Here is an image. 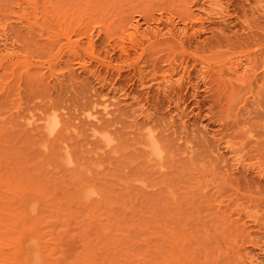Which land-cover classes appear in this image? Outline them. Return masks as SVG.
I'll return each instance as SVG.
<instances>
[{"label":"rangeland","instance_id":"374dc122","mask_svg":"<svg viewBox=\"0 0 264 264\" xmlns=\"http://www.w3.org/2000/svg\"><path fill=\"white\" fill-rule=\"evenodd\" d=\"M33 1L0 0V33L6 29L7 35L5 38L0 34V48H13L14 52L11 60L4 59L3 66L0 64V169L38 174L55 196L62 189L58 192L62 195L57 197L63 200L61 205L67 201L66 193H70L71 200L68 198L70 201L59 207L63 211L73 208L72 212L67 211V215L57 206L62 214L57 213L60 217H56L55 224L50 218H55L52 214L58 212L57 208L53 213L44 210L52 213L47 217L52 224L44 221L48 229L69 226L65 232L54 230L61 235L64 252L72 255L71 251L80 249L81 241L88 237L82 229L92 220L88 212L97 209L92 205L93 199L88 201L91 211L83 202L76 205L80 199L77 195L79 200H74V189L80 184L76 181L82 180L107 192L103 196L106 212L101 200L98 203L103 210L99 209L104 213L99 209L96 212L105 217L103 220H107L103 214L110 212L107 231L111 229L109 225H114L116 232L122 233L120 239L112 228L116 238L111 234V239L99 238L100 243L97 233L92 232L96 249L105 247L108 253L114 250L113 257L99 250L108 258L124 253L125 245L134 255H141L142 251L150 264H247L246 254L264 264V0H187L192 14L183 12V18L177 14L182 0H165L169 7L171 3L173 8L179 7L175 8L177 13L172 8L167 10L162 0L156 1L166 10L158 8L155 0H101L99 4L98 0H78L77 6L64 0L68 4L60 11L54 10L48 0H36V8ZM147 3L157 8H152L153 13L145 20L135 12L134 4L149 7ZM129 6L134 7L132 13L123 10ZM125 12L139 16L142 28H147L148 21L152 29L160 24L156 27L163 33L167 31L165 22L169 16L177 26L174 30L179 31L187 23L185 35H177L182 36L185 50L180 42L172 48L161 44L147 47V41L139 46L133 37H120L121 17L129 15ZM160 14L162 22H157ZM88 29L93 35L92 46L85 43L84 30L88 33ZM69 36L83 42L78 50L67 44ZM168 36L174 35L164 33L158 37ZM181 61L183 65L179 64ZM107 98L113 101V113L108 115L101 111ZM149 135L159 138L164 157L154 160L146 156L144 143ZM228 145L234 146L235 151L231 152ZM73 177L79 178L73 183ZM110 199L117 204L111 202L112 205ZM111 205L121 217H117L118 221L114 212L111 215L112 208L108 210ZM134 205L139 209L137 213L145 216L154 207L152 213L162 223L155 215L154 221L144 216V223L139 216V223L136 222ZM77 206L81 211L78 214L88 219L84 222L87 224L78 220L82 218L79 215H73L76 220L71 216ZM82 206L87 207V215ZM127 207L135 209L129 211ZM127 210L129 214L134 212L133 219ZM123 214H127L124 219ZM65 215L72 222L64 223L68 220ZM162 224L166 226L163 228ZM142 227L144 231L140 230ZM88 228L86 231L92 235ZM93 229L96 231V227ZM146 232L149 237L156 235L154 240L161 237L163 242L162 237L168 238L166 232L173 236V247L168 239L167 245L160 241L166 245L162 247L168 249L170 258H156L154 248L146 249L151 247V238L146 241L148 247L142 242ZM62 233L71 237L63 239ZM125 237L137 242L127 240V244ZM106 239L123 252L110 244L112 250H108ZM127 249L124 256L120 255L125 258L122 261L127 260ZM96 252L92 254L100 260L102 254ZM130 257L132 260L133 255ZM121 258L120 262H111L120 264ZM101 259L102 264L106 262ZM135 259L128 261L134 264Z\"/></svg>","mask_w":264,"mask_h":264},{"label":"bare ground","instance_id":"6f19581e","mask_svg":"<svg viewBox=\"0 0 264 264\" xmlns=\"http://www.w3.org/2000/svg\"><path fill=\"white\" fill-rule=\"evenodd\" d=\"M49 2H50V4H51V6H52V8L54 9V10H57V11H60L62 8L64 9L65 8V6L68 4V3H66L65 1H67V0H48ZM71 1V5H73V6H77V2L76 1H78V0H73L74 2H72V0H70ZM84 3H85V1H90L91 3H92V1L93 0H82ZM81 1V2H82ZM95 1V0H94ZM103 1V0H102ZM109 1V0H108ZM111 2H113L112 0H110ZM156 1V0H155ZM158 2H159V0H157ZM154 2V3H157V5H159L158 4V2ZM161 1V0H160ZM79 2H80V0H79ZM78 2V4H80ZM82 2V3H83ZM96 2H97V0H96ZM99 2L101 3V0L99 1L98 0V4H99ZM116 2V1H115ZM161 2H164V5H166L167 6V8H166V6H164V5H162L161 4ZM160 2V7L158 6V8H166L167 10H169L170 11V8H172V10L174 9L175 11H176V13H177V9L179 8V7H175L174 6V8L172 7V3H171V5H170V7L167 5V4H165V0H162ZM33 7H37V1L35 0V1H33ZM88 3V2H87ZM102 3H104V2H102ZM109 3V2H108ZM107 3V4H108ZM94 4V3H93ZM96 5H98L97 3H95ZM105 4H106V2H105ZM106 4V5H107ZM211 5H212V3H210ZM135 5V12H136V10L138 11V15L139 16H142L143 18H146L145 20H147L148 19V15H151V13L150 12H152L153 13V9L154 8H157V5H156V7L154 6V8H153V6H152V8H151V6H149V4L147 3V5L149 6V7H146V4L144 5V6H140V8L139 7H136L138 4H134ZM133 5V6H134ZM179 6H181L180 8H181V11H180V8L178 9V13L177 14H180V16L182 15H184L185 16V14H183V12H185V13H187V14H192L191 12V10H190V7H191V5L187 2V0H182V1H180L179 2V4H178ZM100 6H103L102 4L100 5ZM132 6V7H133ZM213 6V5H212ZM130 7V6H129ZM128 7V8H129ZM132 7H130L129 9H131V11L128 9V8H125V9H123V10H126L127 9V11L128 12H131L132 13V9L134 8H132ZM183 7V8H182ZM138 8V9H137ZM144 8V9H143ZM162 8V9H163ZM175 8H177V9H175ZM215 8V7H214ZM151 9H152V11H151ZM165 9V10H166ZM186 11H185V10ZM134 10V9H133ZM160 10V9H159ZM171 10V11H172ZM210 10H212V9H210ZM164 11V10H163ZM134 12V11H133ZM159 13H161V11L159 12ZM125 14H129V13H127V12H125ZM125 14H123V16L125 15ZM155 15V14H154ZM153 15V16H154ZM161 15V14H160ZM159 15V16H160ZM122 16V15H121ZM126 16V15H125ZM128 16H130V17H128ZM139 16H134L133 14H129V15H127V19H128V21H125L126 20V18L125 17H123V19H125L124 21H122L123 19H122V17H121V21H120V28H121V30H120V37H124V36H130L131 38L133 37V39L135 38V39H137L138 40V45L139 46H141L143 43H145L146 41L149 43H147V47L150 45V46H154L155 44H161V46L163 47V46H165V48H169L170 46H172V45H174L175 43H178L179 44V42H180V45H182V43H183V41H182V36H177V35H179V34H183V36L185 35V32H186V28L185 27H187V23H185L184 24V26L182 27V28H180L179 29V31L178 30H174L175 28L174 27H177L176 26V24H174V20H173V18L171 17V16H169V18H168V20H166V22H165V27L167 28V31L166 32H164L165 34L166 33H168V34H170L171 33V35H174V36H168V37H158L159 35H163L164 33L163 32H161V29L160 28H158V27H156V26H159V25H157L156 24V26L154 27V29H152L153 27L151 26V23L148 21V23H146L147 24V28L145 29V28H142L141 27V24L140 23H142V21H141V18H139ZM181 16V18H183ZM155 17H158V16H155ZM186 17H189V16H187L186 15ZM186 17L184 18V19H186ZM130 18V19H129ZM143 18H142V20H143ZM151 19V18H150ZM161 19H163L162 18V15L160 16V17H158V21L157 22H162V20ZM160 20V21H159ZM123 22V23H122ZM156 22V21H155ZM164 24V23H163ZM162 24V25H163ZM81 25V24H80ZM155 25V24H154ZM119 26H118V28H119ZM79 28H80V26H79ZM6 30V29H5ZM5 30H3L0 34H4V36H5V38H7V35H6V33H5ZM81 30V29H80ZM87 30V29H86ZM86 30H84V34H85V37H86V39H85V43L87 44V45H89V46H92L93 45V43H94V40H93V35H92V31H90L89 32V29H88V33H87V31ZM86 31V32H85ZM177 31H178V34H177ZM83 31H81V33H82ZM3 36V37H4ZM158 37V38H155V37ZM4 38V39H5ZM152 38V39H151ZM250 38V37H249ZM240 39V38H239ZM243 39V38H242ZM245 39H247L246 37H245ZM251 39H253V38H251ZM250 39V40H251ZM237 39H235V41H236ZM245 41V40H244ZM243 40H242V42H244ZM241 42V43H242ZM248 42H249V40H248ZM82 41L80 40V39H71L70 38V36L68 37V42H67V44L69 45V47H76V49H75V51L76 50H78V48L82 45ZM151 43H154L153 45L151 44ZM135 44V43H134ZM145 45L146 44H144V48H145ZM184 45V44H183ZM183 45L182 46H180L181 47V49L183 48ZM135 46V45H134ZM136 46H137V44H136ZM135 46V47H136ZM149 46V47H150ZM186 46V45H185ZM124 47V46H123ZM122 47V48H123ZM154 47H156V45L154 46ZM180 47H174V48H180ZM142 48H143V46H142ZM164 48V47H163ZM170 48H172V47H170ZM173 48V50L175 51L176 49H174ZM186 48V47H185ZM185 48H184V50H185ZM123 50H126V48L125 49H123ZM145 50V49H144ZM183 50V49H182ZM183 50V51H184ZM179 51V50H178ZM143 52V51H142ZM141 52V53H142ZM140 53V52H139ZM14 54V52H13V48H11V49H9V48H0V64H1V66H3V64H2V60H4V59H8V58H10L9 60H11V55H13ZM169 57V56H168ZM174 57L175 56H172V58H171V60H174ZM8 60V61H9ZM167 60V59H166ZM175 61V60H174ZM11 62V61H10ZM172 62V61H171ZM170 63V62H169ZM175 64V63H174ZM179 64H182V61H181V63H179ZM185 64V63H184ZM7 65V64H6ZM173 64L171 63V66H172ZM183 65V64H182ZM171 66H169V67H171ZM173 67V69H172V71H174V66H172ZM171 67V68H172ZM184 67V66H183ZM235 68V67H234ZM167 70H169V69H167ZM172 71H171V73H172ZM168 72H170V71H168ZM167 73V72H166ZM165 73V74H166ZM164 73H163V75H165ZM170 74V73H169ZM255 74V73H254ZM165 76H168V78H169V75H165ZM171 77H172V74H171ZM171 79V78H170ZM169 79V80H170ZM218 79V78H217ZM167 80V79H166ZM165 80V81H166ZM219 80V79H218ZM164 81V82H165ZM171 81V80H170ZM168 82V81H167ZM165 85H167L166 83H165ZM197 85V84H196ZM262 87H264V86H262ZM262 88H260V90H261ZM112 103H113V101L112 100H110V99H104V101L102 102V114H112L113 112H112V108H113V106L111 107V105H112ZM114 105V104H113ZM95 118H99V116L100 115H97V114H94L93 115ZM48 120L46 119V121H44V126L46 125V122H47ZM92 124L93 125H96V122L95 121H93L92 122ZM93 130H95V128L93 127ZM145 148H146V156L148 157V158H150V159H154V160H158V159H160V158H162V157H164L165 156V151H164V148H163V145H162V143L160 142V140H159V138L157 137L156 138V135L154 136V135H149V137H147L146 138V141H145ZM231 145V144H230ZM230 145H228V146H230ZM220 147V146H219ZM230 149H231V152H233V151H235V147L234 146H230ZM216 150H217V148H216ZM239 158V157H238ZM153 160V161H154ZM239 161V160H238ZM236 163H238V162H236ZM160 164H161V162H160ZM151 166H152V164H151ZM157 166H159V165H157ZM26 169V168H25ZM17 170V169H16ZM12 171V169L10 170V172ZM4 172H6V171H1V169H0V264H102L100 261H102V259H101V257H103V259L106 261V262H108V263H106V262H103V264L104 263H106V264H110V262H111V260H113L114 258H110V257H113V255L111 254V253H113L114 252V250H113V252L111 251L112 250V248L113 249H116L117 251H118V249H120L119 247H117V245L115 246H113L111 243L113 242V241H115V239L114 238H116V237H114L113 236V234L114 233H117L116 232V226H114V225H109V226H111L110 228L112 229V228H114L115 229V232L113 231L114 229H112V233H108V231H110L111 229H108V231H107V229H106V223H107V220H108V218H109V215L110 214H108V213H110V212H108V213H106V214H103V215H106V218H107V220H103L104 218L102 217V215H100L99 214V216L101 217V219H100V217L98 216V214H97V209H99V207L101 208V210H103L102 209V207H101V205H99L100 204V202L98 203V201L99 200H101L102 201V203H103V205H105L104 206V211L106 212V210H105V208H106V201H104L105 202V204H104V202H103V198H105V197H103L104 196V194L105 193H107L106 191H104V190H101V189H99V188H96V187H94L91 183H89V182H82V180H81V178L79 179V180H81V182L80 181H76L77 182V184L78 183H80L79 185H77L76 187H77V189L75 188L74 190H76V195L74 196V197H76L75 199H74V197H73V199L77 202L79 199H80V201H78L77 202V204L76 205H78V203H79V206H81L80 205V203H84V204H82V205H87L88 206V204H90L91 203V199H93V201L98 205V206H96L95 204H94V202H92V205L93 206H95L97 209H95V210H93V211H91L92 209H93V207H92V205L90 204V206L92 207V209L90 208V206H88L89 207V209H88V211H91V212H88V211H86V208L87 207H85V208H83L84 206H82L81 208L82 209H85V210H83V212L84 211H86L85 212V214L87 215V212L88 213H93V215H92V218H91V214H90V216H88V218L90 217V219H92V220H90L89 221V224H88V226H84L83 227V231H84V234H87V236L88 237H86V235H84L83 234V237L85 236L87 239L85 240V241H91V242H86V245H89L90 243H92L93 244V246H94V243H93V241H94V238L96 237H94V235H93V233H95V235H96V233H97V236H98V238H96V239H99V238H103V239H105V238H109L110 237V235L111 236H113L114 238H112L113 239V241L111 242V243H109V240H107L106 239V242L108 241V244H107V247H108V245L110 244L111 245V247H110V249H109V247H108V250H110L111 252L110 253H108L107 252V248H103L105 251H103V249H101V247H100V249L98 248V246H97V248L98 249H96V247L94 246H91L92 244H90V246H91V248H90V246L89 247H87L85 244H83V242L85 243V241H81V245H80V249H77V250H74V251H71V253H72V255H70V254H66L65 252H64V249H62L63 248V245H61V240L62 239H60L61 238V235H58V233H56V232H59V231H57V230H61V231H64V230H67L68 229V227L69 226H67L66 227V229H65V227L64 226H66V225H61L62 227H63V230L61 229L62 227H60V226H58L57 227V225L58 224H56V227L57 228H54V230L55 229H57L56 231H54V230H52V228H51V226H49L51 229H48V225L47 226H45L47 223H51V221L54 219V224H55V220H56V217H60L59 215H57V213H61V211H63V210H61V208L59 207V206H63V204H65L66 202L68 203L70 200H71V195H70V193L69 194H67L68 192L66 191V190H63V191H65V192H67L66 193V195L68 196V198H70V200L68 199V198H66V196L64 197V199H67V201L66 200H64L65 202H63V204L61 205L60 203H62V201H59V199L57 198L58 196H61L62 195V193H59V195H58V192H59V190H62L61 188L60 189H58V192H57V196H55V192L53 193V192H51L52 190H50V191H48V187L46 186L47 184L43 181V177L41 178L40 176L38 177L37 175L35 176L34 174L32 175V173L31 174H29L27 171L25 172V174L23 175V174H20V172L19 171H15L14 169H13V171L11 172V173H5L4 174ZM23 172H24V170H23ZM36 178H35V177ZM77 178H79V177H77ZM76 178V179H77ZM74 177H73V179H72V182L74 183V180H76ZM71 180V179H70ZM75 182V183H76ZM71 185H72V183H71ZM60 186V185H59ZM67 186V185H66ZM73 186H75L74 184H73ZM72 187V186H71ZM67 188H69V186H67ZM64 189V188H63ZM70 189V188H69ZM68 189V190H69ZM73 189V188H72ZM71 189V190H72ZM62 191V192H63ZM105 192V193H104ZM52 193V194H51ZM71 193H73V194H75L74 192H71ZM61 194V195H60ZM65 195V194H64ZM77 195H78V198H77ZM109 195V194H108ZM71 196V197H70ZM63 197H59L60 199H62ZM109 197H110V195H109ZM108 197V198H109ZM78 199V200H77ZM94 199H96V200H94ZM112 199V198H111ZM111 199H110V203L111 202H113V201H111ZM74 200H73V202H74ZM91 200V201H90ZM120 200V199H119ZM88 201L90 202V203H88ZM87 202V203H86ZM125 202V201H124ZM123 202V204H125V203H127V202H125L124 203ZM149 202V201H148ZM71 203V202H70ZM86 203V204H85ZM114 204H117V203H115V201L113 202ZM112 204V203H111ZM127 204H131V205H133L132 203H127ZM68 205V204H67ZM73 205V204H72ZM72 205H70V206H72ZM113 205V204H112ZM112 205H111V207H109V209L108 210H111L110 208H112V212H111V215H113V212L115 213L116 211L113 209V208H115V206H113L112 207ZM153 206H154V204H152ZM57 206H58V208H60V210L57 208ZM70 206L68 207V208H70ZM109 206H110V204H109ZM121 206V205H120ZM126 206V205H125ZM152 206V207H153ZM166 206V205H165ZM64 207V206H63ZM66 207V206H65ZM78 207V206H77ZM94 207V208H95ZM124 207V206H123ZM134 207L136 208V206L134 205ZM156 207V206H155ZM39 208H40V210H39ZM54 208H57V210H58V212H56V214H55V212L53 213L52 211L54 210L55 211V209ZM119 208V207H118ZM128 208V207H127ZM126 208V209H127ZM130 208H132V207H130ZM135 208H133V209H135ZM141 208V207H140ZM157 208V207H156ZM48 209V211L50 210V212H52V213H49L48 211H45L44 212V210H47ZM73 209V208H72ZM72 209L70 208L69 210H67V211H69L70 213L72 212ZM76 209V208H75ZM91 209V210H90ZM120 209H122V208H120ZM124 210H125V207L123 208ZM129 209V208H128ZM133 209H129V211H133ZM143 209V208H142ZM65 210V209H64ZM100 210V209H99ZM99 210H98V213H99ZM100 210V212L101 213H104V211L102 212ZM139 209H137L136 208V210L134 211L135 212V215L136 214H138V215H136V217H135V215H133L134 214V212H133V214H132V212H131V214L133 215V217H135L134 219H136V222H138L139 223V221H137L138 219H139V216H141L142 217V219H143V221H142V219L140 218L139 220L141 221V222H144V216L145 215H141V213H137V211H138ZM144 210V209H143ZM67 211H63V213H65V214H67L68 212ZM76 211V213H74V214H71V216L73 217V215L75 216L76 215V217L79 215L80 216V214H78V213H80L81 211H80V209H79V207H78V209H76L75 210ZM78 211H80V212H78ZM128 211V210H127ZM129 211L127 212L128 214H129ZM152 211H153V213H154V207H153V210H151L150 212V214L152 215L153 213H152ZM40 212H44L43 214L42 213H40ZM67 212V213H66ZM74 212V211H73ZM95 212H96V214H95ZM118 212V211H117ZM116 212V213H117ZM144 212H145V210H144ZM143 212V213H144ZM155 212L158 214V212H157V210L155 209ZM45 213H47L46 214V216H44L43 217V215H45ZM49 213V214H48ZM115 213V215H116V220L115 221H118V218H120L121 219V217H119V216H117V215H119V214H116ZM125 213V212H124ZM142 213V214H143ZM147 214H148V212H146ZM42 214V215H41ZM55 215V218L54 217H52V219L50 218V220L51 221H49V222H47L48 221V219H49V217H48V215ZM62 214V213H61ZM107 214H108V217H107ZM131 214H129V216L131 215ZM150 214L149 215H146L145 216V218L146 217H150ZM68 215V214H67ZM67 215H65V216H67ZM82 215H83V213H82ZM95 215H96V217H95ZM132 215L130 216L132 219H133V217H132ZM154 215L155 214H153V216H151L150 218L148 217V219L150 220V219H152L153 221H154V219L153 218H155L156 216H158V215H155V217H154ZM62 216V215H61ZM64 216V217H65ZM70 216V215H69ZM94 216V217H93ZM121 216V215H120ZM125 216H127V214L126 215H124L123 214V219L124 218H126ZM41 217H42V219H41ZM47 217H48V219H47ZM63 217V216H62ZM74 218L75 220L78 218ZM80 217H82L83 218V216H80ZM118 217V218H117ZM138 217V218H137ZM47 220H46V219ZM65 218H68V220L67 219H65L64 220V223H65V221H66V224H67V221L68 222H72V221H70L69 220V217L67 216V217H65ZM73 218H71L70 217V219H73ZM79 219L78 218V220H82L83 221V223L84 222H87V217H86V219L87 220H85V217L83 218V219ZM97 218H99V220H100V223L98 222V219ZM111 218V217H110ZM129 218V217H128ZM127 218V219H128ZM157 218V217H156ZM64 219V218H63ZM113 219V218H112ZM112 219L110 220V222H113L112 221ZM160 217L158 216V220L157 221H159L160 222ZM44 221H46L47 223L45 224L44 223ZM91 221L94 223V225H93V223H91ZM97 221V222H96ZM102 221H106V222H102ZM109 221V220H108ZM124 221V223H125V221H126V219L125 220H123ZM123 221L121 220V224H124L123 223ZM128 221V220H127ZM129 221H130V224H128V225H130L129 227H131V220L129 219ZM62 222V221H61ZM80 222V221H79ZM103 224H102V223ZM134 222H135V220H134ZM133 222V223H134ZM152 222V221H151ZM82 222H81V224H83ZM145 223V222H144ZM154 223V222H153ZM155 223H156V220H155ZM160 223H162V222H160ZM52 224V223H51ZM53 224V225H54ZM61 224H63V223H61ZM84 224H87V223H84ZM94 227H96V231H94V229H93V226ZM143 224V223H142ZM141 223L140 224H136L135 223V225L137 226V225H142ZM148 224V223H147ZM157 225H158V227H159V225L160 224H158V223H156ZM70 225V224H69ZM89 225H91V226H89ZM96 225V226H95ZM149 225V224H148ZM77 226H78V224H77ZM113 226V227H112ZM126 226V228H128V226L126 225V224H124V227ZM162 226H163V228H164V226H166V225H164V224H162ZM60 227V228H59ZM71 227V226H70ZM87 227H90V228H88V229H90L91 230V233H92V235L91 234H88V231H86L87 230ZM123 227V226H122ZM141 226H138L137 228H140ZM160 227H161V225H160ZM132 228H135V226H134V224H132ZM131 228V229H132ZM70 229V228H69ZM78 229V228H77ZM93 229V230H92ZM123 229V228H122ZM130 229V228H129ZM136 229V228H135ZM145 229V228H144ZM71 230V229H70ZM78 230H80V229H78ZM139 230V229H138ZM137 230V231H138ZM141 231H144L143 230V227H142V229H140ZM146 230L148 231V229L146 228ZM60 231V232H61ZM69 231V230H68ZM83 231L81 232V233H83ZM85 231H86V233H85ZM167 231V230H166ZM53 232L57 235H55V234H53ZM65 232V231H64ZM79 232V231H78ZM105 232H107L109 235H107V233L106 234H104ZM114 232V233H113ZM139 233H140V231H139ZM148 233H149V231H148ZM147 232H146V234H147V237L146 236H144L142 233H141V236H144V237H146V238H144L145 240H143L142 242H144L145 241V244L146 243H148L149 242V240H150V238H151V243H149V245H151V247L149 246V245H147V247L148 248H146V249H150L151 248V250L152 251H155L154 253L153 252H151V253H153L154 255L156 254V258H170V256H169V253H168V249L166 248V249H163V247L164 246H166L167 245V243H166V239H168L169 241H170V245L172 246V244H174V238H173V236L171 235V234H169L168 232H166L167 234H168V238L166 237V239H165V237H162V239H164L165 241L163 242L162 240H161V237H160V239H159V242H157V241H155V240H158V239H153L154 237H156V235H154V237H149L150 235V233L148 234ZM60 234V233H59ZM62 234H64V236H66L65 238H64V236L62 235V238L63 239H66L67 238V236H69L70 234H68V233H66V235H65V233H62ZM68 234V235H67ZM129 234V233H128ZM145 234V235H146ZM73 235V234H72ZM75 235V234H74ZM117 236H119V238L121 239V237H123L122 236V233H121V235L120 234H116ZM115 235V236H116ZM125 235V234H124ZM130 235V234H129ZM149 235V236H148ZM152 235V234H151ZM90 236V237H89ZM140 236V238H142ZM58 237V238H57ZM70 237H71V235H70ZM82 237V238H83ZM84 237V238H85ZM91 237H94V238H91ZM132 237H133V235H132ZM132 237H129V238H124V239H126V243L128 242L127 240H130L129 242H131V240L133 241V242H137V241H134L133 239H132ZM149 237V239H147ZM89 238V239H88ZM90 238H91V240H90ZM119 238L117 237V239L116 240H119ZM134 238V237H133ZM60 239V240H59ZM68 239H70V238H68ZM92 239H93V241H92ZM110 239H111V237H110ZM135 239V238H134ZM152 239L154 240V241H152ZM82 240V239H81ZM100 241V243H101V239H99ZM111 241V240H110ZM121 241V240H120ZM146 241H148V242H146ZM160 241L162 242V243H165L166 245H162L161 243H160ZM66 242V241H65ZM117 242V241H116ZM123 242H125V241H123ZM129 242L127 243V244H129ZM153 242V243H152ZM155 242H157V243H155ZM176 242V241H175ZM60 243V244H59ZM63 243V242H62ZM103 243L105 244V240H103ZM102 243V244H103ZM132 243V242H131ZM154 243L155 244H157L158 245V243H160L161 244V247H159L160 246V244H159V246L157 247V245H156V247H153V245H154ZM64 244V243H63ZM66 244V243H65ZM77 244V243H76ZM83 244V245H82ZM113 244H115V243H113ZM143 244V243H142ZM153 244V245H152ZM109 245V246H110ZM121 245V244H120ZM60 246V247H59ZM81 246H86V249H84L83 247V250L81 249ZM123 246V245H122ZM131 246H133L134 247V244L133 245H131ZM62 247V248H61ZM73 247V246H72ZM92 247L94 248V252H95V250L97 251L98 250V253H97V255H99V254H102V256L100 257L99 256V259L100 260H98V257H94L93 256V254L92 253H94V252H92L91 253V251L90 250H92ZM124 248H123V250H124V253H126V249L127 248H125V245L123 246ZM128 247V246H127ZM136 247L137 246H135L134 248L136 249ZM173 247V246H172ZM61 248V249H60ZM65 248V247H64ZM129 248V247H128ZM145 248V247H144ZM165 248V247H164ZM66 249V251H68L67 250V248H65ZM70 249V248H69ZM76 249V248H75ZM135 249H134V251H135ZM73 250V249H72ZM81 251L82 250V252H80V253H77V254H75L76 253V251ZM99 250H102V252H107L108 254H109V256H110V254L112 255V256H110L109 258H108V255H106L105 256V254L103 255V253L102 252H100ZM132 250V249H131ZM130 250V251H131ZM142 250V249H141ZM70 251V250H69ZM93 251V250H92ZM117 251H115V252H117ZM120 251V250H119ZM118 251V252H119ZM121 251H122V248H121ZM127 251H128V249H127ZM130 251H128V257H129V255H133V257H132V260H131V257L129 258L130 259V261H133V259H135V258H137V260L135 261L134 260V264H136L138 261H140L141 263L142 262H144L145 264H150L149 263V261L146 259V257H144L145 256V254L142 252V251H139V249L136 251L137 253H138V251H139V253H141V255H137V254H135L134 255V252H133V250L130 252ZM143 251H146V252H149L148 250H143ZM100 252V253H99ZM117 252V253H118ZM123 252V251H122ZM135 252V253H136ZM106 253V254H107ZM124 253H120V255H123L124 256ZM130 253V254H129ZM138 253V254H139ZM149 254V253H147V255H153V254ZM75 254V255H74ZM116 254V253H115ZM144 254V255H143ZM120 255H114V257H115V259H118V260H115V262L116 261H118V262H120L119 260H120V258H121V256ZM126 255V254H125ZM153 255V256H154ZM120 257V258H116V257ZM152 256V257H153ZM246 256L248 257V262H247V264H259V262L256 260L257 258L256 257H254L253 255H247L246 254ZM104 257H106V258H104ZM128 257H126L127 258V260L126 261H122L123 259L125 260V258L124 257H122L121 258V263L123 262H127L126 264H128L129 263V259H128ZM149 256H147V258H148ZM144 258V260L143 261H141L140 259H143ZM149 258H151V257H149ZM154 258V257H153ZM107 259H110V260H107ZM146 259V260H145ZM98 260V261H97ZM103 260V261H104ZM145 261H148V262H145ZM139 262V263H140ZM112 263V262H111ZM117 263V262H116ZM120 263V264H121ZM140 263V264H141ZM143 263V264H144ZM153 263V262H152ZM151 263V264H152ZM113 264V263H112ZM115 264V263H114ZM129 264H133V263H129ZM138 264V263H137ZM155 264H157V263H155ZM159 264V263H158Z\"/></svg>","mask_w":264,"mask_h":264}]
</instances>
